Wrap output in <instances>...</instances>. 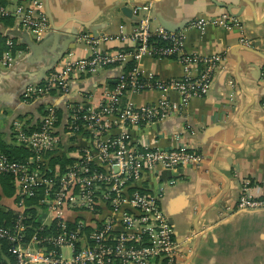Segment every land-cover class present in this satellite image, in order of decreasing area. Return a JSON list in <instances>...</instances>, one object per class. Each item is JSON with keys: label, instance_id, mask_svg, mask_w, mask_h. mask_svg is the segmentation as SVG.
<instances>
[{"label": "crops", "instance_id": "0c3cea01", "mask_svg": "<svg viewBox=\"0 0 264 264\" xmlns=\"http://www.w3.org/2000/svg\"><path fill=\"white\" fill-rule=\"evenodd\" d=\"M6 1L10 10L24 0ZM43 2L50 29L40 38L28 32L32 48L20 36H12L13 46L18 47L15 61L9 66L0 64V141L20 146L10 134L13 124L33 130L41 120L42 106L54 104L65 118L67 103L98 104L105 100L106 93L113 92L120 69L110 66L71 81L67 94L53 90L35 103L22 100L21 93L29 83L43 82L69 60L91 56L94 45L89 39L98 41L96 46L101 50H130L135 46L130 34L146 16L153 29L162 27V22L179 27L175 32L182 35L184 52L219 56L211 88L207 95L194 97L185 106H179L178 93L170 92L176 110L162 120L133 130L132 136L149 146L154 140L168 145L179 139L203 162L174 172H150L143 184L159 195L161 208L171 220L182 248L178 264H264V210L238 209L236 204L245 181L253 195H264V0ZM123 8L132 11L131 17ZM223 15L236 19L239 26L228 29L208 24L203 30L189 28L195 19ZM11 18V24L0 22V31L24 30ZM71 30H77V42L47 71L62 46H71L63 38ZM122 35L130 40H121ZM129 61L150 82L165 83L185 73L195 77L201 70V65H194L186 71L176 56L147 53L138 60L127 59L124 70ZM166 94L145 89L124 94L122 102L154 104ZM62 124L65 126L66 121ZM0 205L13 210L15 199L1 195Z\"/></svg>", "mask_w": 264, "mask_h": 264}, {"label": "built area", "instance_id": "2783aa9c", "mask_svg": "<svg viewBox=\"0 0 264 264\" xmlns=\"http://www.w3.org/2000/svg\"><path fill=\"white\" fill-rule=\"evenodd\" d=\"M7 14L35 38L50 29L43 0H24L10 10L1 7L0 15ZM208 24L228 29L239 26L236 19L223 15L195 19L189 28L203 30ZM154 36L165 44L155 46L151 41ZM129 38L134 48L113 51L98 49V41L89 39L94 45L91 56L69 60L49 73L43 83L25 88L23 102L35 103L53 90L67 94L70 82L84 75L110 66L120 69L113 92H104L105 100L88 105L67 103L68 130L60 131L63 119L54 104L41 107V120L34 130L13 124L10 134L15 143L29 148L34 157L23 163L0 153V173L10 174L16 186L15 217L11 225L0 227V264H176L181 245L173 225L161 208L159 195L143 182L150 172H174L198 167L203 161L179 139L168 145L154 140L149 146L137 142L132 131L176 110L170 92L180 95L179 106L207 95L219 56L184 52L182 35L163 27L153 29L148 16ZM120 39L128 38L122 35ZM5 43L10 48L0 55V64L9 66L15 61V51L10 39ZM147 53L176 56L186 71L194 65H201V70L195 77L185 73L165 83L150 82L135 66L124 70L127 59L138 60ZM145 89L167 94L154 104L122 102L124 94ZM72 146L81 148L72 164L64 170L58 164L49 167L52 152ZM64 152L69 157L67 150ZM35 162L42 165L32 167ZM28 198L35 202L29 204ZM236 204L238 209L264 208V195H253L245 181Z\"/></svg>", "mask_w": 264, "mask_h": 264}, {"label": "trees", "instance_id": "16d2710c", "mask_svg": "<svg viewBox=\"0 0 264 264\" xmlns=\"http://www.w3.org/2000/svg\"><path fill=\"white\" fill-rule=\"evenodd\" d=\"M6 4H7L6 0H0V8L5 7ZM11 17L12 16L9 14L0 15V22H2L5 25L11 24L12 23ZM7 39H10V38L0 34V55L4 51H6L8 48H10L5 43ZM151 41H153L154 45L157 47H160L165 44V42L161 41L155 36L151 38ZM11 49L15 51L16 49H18V47L13 46V48ZM133 68H134L133 62L129 61L126 67V71H130ZM41 109L42 108H40V110ZM59 114L62 115V112L59 111ZM63 127H64L63 131L68 130V128H66L65 126ZM34 129H36V127ZM80 149L81 148L79 146H72L68 148L67 152L69 154V157L66 156V153L64 152V150H59L58 152L56 151L52 152L51 153L52 155H50L48 158L49 167H52L54 164H58L60 165L61 169L64 170L66 166L74 162V159L72 158H75L76 156L80 155V152H79ZM0 153L5 154L10 160L17 161V162H23V163H26L29 160V158L34 157V152L31 151L29 148L23 147V146L6 145V144H3L2 141H0ZM36 165L41 166L42 163L35 162L31 166L34 167ZM0 192H1L0 198H1V195H3L6 197H11L13 199H16V186L14 184V179L10 174L0 173ZM27 202H29V204H32L35 202V200L34 198H28ZM15 213L16 211L7 210L0 205V227L1 226L8 227L9 225H11L12 219L15 217Z\"/></svg>", "mask_w": 264, "mask_h": 264}, {"label": "water", "instance_id": "95a60500", "mask_svg": "<svg viewBox=\"0 0 264 264\" xmlns=\"http://www.w3.org/2000/svg\"><path fill=\"white\" fill-rule=\"evenodd\" d=\"M43 4H44V2H43ZM45 8V7H44ZM123 12L127 15V16H129V17H131V15H132V11L130 10V9H128V8H123ZM162 24V27L165 29V30H167V31H174L175 32V30H178L179 29V27H177L176 29L174 28V27H169V26H167L165 23H161ZM51 32H53V29H51L50 30ZM0 33L1 34H3L4 36H7V37H9V38H11L12 36H14V35H18V36H20L21 38H23V40L32 48L33 46V41L31 40V37H30V34H28V32H26L25 30H5V29H3V30H1L0 31ZM67 34L68 35H66V36H63V38H64V40H66L67 42H69V45H71V46H67V44H64L63 46H62V50H61V53L60 54H58L57 56H56V58L54 59V61L52 62V64L50 65V66H48V68H47V71H49L50 69H52L53 67H54V65L56 64V62H57V60L61 57V55H62V53H64L69 47H74V45H75V43L77 42V40H78V33H77V30H71V31H67ZM46 76H44L43 78H45ZM47 78V77H46ZM45 78V79H46ZM38 79H40V78H38ZM41 80V79H40ZM40 80H38V81H40ZM33 83H38V82H32V83H29V84H33ZM28 84V85H29ZM28 85H26V87L28 86ZM25 87V88H26ZM25 88L23 89V91H22V93H24V90H25ZM22 93H21V95H22ZM68 115V113H67V111H66V116ZM66 116H65V118H66ZM65 118H63V116H62V119L65 121ZM60 131L61 132H63V124H62V126H61V129H60ZM245 210H251V211H258V210H264V208H257V209H248V208H246ZM164 212V211H163ZM166 215V214H165ZM167 216V215H166ZM168 217V216H167ZM169 222L171 223V220L169 219ZM172 224V223H171Z\"/></svg>", "mask_w": 264, "mask_h": 264}, {"label": "flooded vegetation", "instance_id": "af4514ba", "mask_svg": "<svg viewBox=\"0 0 264 264\" xmlns=\"http://www.w3.org/2000/svg\"><path fill=\"white\" fill-rule=\"evenodd\" d=\"M180 248H181V247H180ZM181 253H182V248H181ZM180 257H181V254L179 255V258H178L176 264H178Z\"/></svg>", "mask_w": 264, "mask_h": 264}, {"label": "rangeland", "instance_id": "374dc122", "mask_svg": "<svg viewBox=\"0 0 264 264\" xmlns=\"http://www.w3.org/2000/svg\"><path fill=\"white\" fill-rule=\"evenodd\" d=\"M17 4V3H16ZM16 4L13 5V8L16 6Z\"/></svg>", "mask_w": 264, "mask_h": 264}]
</instances>
